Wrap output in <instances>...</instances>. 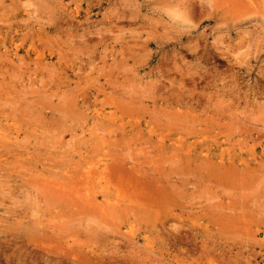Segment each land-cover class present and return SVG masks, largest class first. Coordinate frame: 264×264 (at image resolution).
Returning a JSON list of instances; mask_svg holds the SVG:
<instances>
[{
    "label": "rangeland",
    "instance_id": "obj_1",
    "mask_svg": "<svg viewBox=\"0 0 264 264\" xmlns=\"http://www.w3.org/2000/svg\"><path fill=\"white\" fill-rule=\"evenodd\" d=\"M0 264H264V0H0Z\"/></svg>",
    "mask_w": 264,
    "mask_h": 264
},
{
    "label": "bare ground",
    "instance_id": "obj_2",
    "mask_svg": "<svg viewBox=\"0 0 264 264\" xmlns=\"http://www.w3.org/2000/svg\"><path fill=\"white\" fill-rule=\"evenodd\" d=\"M256 12V11H255ZM259 11H257V13H258ZM254 13V12H253ZM260 13H263V12H260ZM262 15V14H261ZM68 16V15H67ZM262 17V16H261ZM37 51V50H36ZM62 55V54H61ZM30 57V56H29ZM44 59V58H43ZM34 60V59H33ZM37 62V61H36ZM50 66H51V64H50ZM53 67V66H52ZM52 69V68H51ZM33 70V69H32ZM50 71V70H49ZM12 75V77L14 76L13 74H11ZM50 76V75H49ZM16 89V88H15ZM15 91H17V90H15ZM35 92V91H34ZM33 92V93H34ZM66 92V91H65ZM32 93V94H33ZM37 94V93H36ZM83 94V93H82ZM81 94V95H82ZM34 95V94H33ZM60 95V94H59ZM62 95V94H61ZM38 96V95H37ZM83 96H84V94H83ZM79 97V96H78ZM19 98V97H18ZM34 98V97H33ZM66 98V97H65ZM43 99V98H42ZM63 99V98H62ZM83 100V99H82ZM28 101V100H27ZM39 101V100H38ZM44 103L46 102V101H43ZM116 103V102H115ZM43 104V103H42ZM41 104V105H42ZM127 105V104H126ZM39 106H40V104H39ZM49 109V108H48ZM57 109H58V107H57ZM59 111H60V107H59V109H58ZM55 111V110H54ZM62 112V111H61ZM64 112V111H63ZM155 112V111H154ZM63 114V113H62ZM66 116V115H65ZM172 116V115H171ZM167 117V116H166ZM154 119V118H153ZM167 119V118H166ZM166 119H164V120H166ZM161 120V119H160ZM163 120V121H164ZM167 120H169V119H167ZM177 120V119H176ZM195 120V119H194ZM243 120V119H242ZM186 121V120H185ZM198 120H196V122H197ZM230 121V120H229ZM161 122V121H160ZM195 122V123H196ZM245 122V121H244ZM187 123V122H186ZM94 127V126H93ZM96 127H97V125H96ZM100 127V126H99ZM243 130H244V128H243ZM178 145V144H177ZM151 146V145H150ZM152 147V146H151ZM24 148V147H23ZM171 148V147H170ZM181 150V149H180ZM182 151V150H181ZM157 153V152H156ZM187 153V152H186ZM180 154V153H179ZM178 155V154H177ZM177 158V157H176ZM180 159V158H179ZM181 160V159H180ZM168 161V160H167ZM180 162V161H179ZM198 162V161H197ZM204 162V161H203ZM195 163V162H194ZM172 164V163H171ZM196 164V163H195ZM131 166V165H130ZM137 166V165H136ZM152 166H153V164H152ZM200 166V165H199ZM141 168V167H140ZM200 168V167H199ZM144 169V168H143ZM142 169V170H143ZM149 170H152V169H149ZM172 170V169H171ZM190 170V169H189ZM176 172V171H175ZM183 172V171H182ZM185 172H187V171H185ZM192 172V171H191ZM166 173V172H165ZM221 173V172H220ZM192 175H194L193 173H192ZM191 175V176H192ZM210 176V175H209ZM224 176V175H223ZM53 177V176H52ZM194 177V176H193ZM193 177H192V179H193ZM179 178V177H178ZM172 179V178H171ZM179 180V179H178ZM259 180V179H258ZM207 181V180H206ZM216 181V180H215ZM210 182V181H209ZM211 183H213V182H211ZM80 188V187H79ZM171 188V187H170ZM231 189V188H230ZM78 191V190H77ZM200 193V192H199ZM213 194V193H212ZM198 195V194H197ZM211 195V194H210ZM204 197V196H203ZM218 197V196H217ZM69 200H70V198H69ZM71 201V200H70ZM205 201H206V199H205ZM211 201V200H210ZM213 202V201H212ZM214 202H215V200H214ZM57 203V202H56ZM70 203V202H69ZM207 203V202H206ZM209 203V202H208ZM55 204V203H54ZM199 204V203H198ZM218 204H219V202H218ZM108 205V204H107ZM210 206V205H209ZM215 207H216V205H215ZM243 208V207H242ZM207 209V208H206ZM213 209V208H212ZM216 211H217V207H216V209H215ZM213 211V210H212ZM229 211H230V209H229ZM189 212V211H188ZM211 212V211H210ZM217 212H219V210L217 211ZM250 213V212H249ZM233 214V213H232Z\"/></svg>",
    "mask_w": 264,
    "mask_h": 264
}]
</instances>
